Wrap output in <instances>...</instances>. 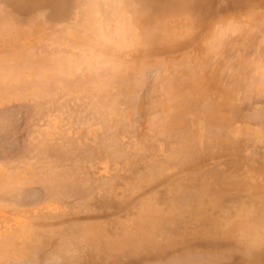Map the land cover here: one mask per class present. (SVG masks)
<instances>
[{"label":"rangeland","instance_id":"obj_1","mask_svg":"<svg viewBox=\"0 0 264 264\" xmlns=\"http://www.w3.org/2000/svg\"><path fill=\"white\" fill-rule=\"evenodd\" d=\"M52 1L54 2L55 0H45L44 2H40L30 7L29 3L31 2V0H0V7L2 6V8H4L5 11H8V13H10L11 17H16L17 20L20 21L19 24L23 25L18 27L20 29L22 28V30L18 29L17 26H16L17 28L16 30L14 29L15 27L13 29H10L11 32L6 33L8 37L6 36L4 31L2 32V34L0 32V34L3 36V37L0 36L1 58L5 56L3 59L7 58L6 62L8 61L10 62L11 60L12 62L14 61L12 63L14 65H17V63L21 65L22 63L23 65L21 66H28V67L31 61L32 63H34V65L31 63L32 65L29 68H32V70H36V68H39L38 66L41 64L39 61L42 60L45 64H47L45 62L46 59L49 60L48 59L49 57H53L55 55L60 56L59 53L63 51V49H65L66 51L68 46L69 47L66 53L64 52L65 55L62 52L60 54H62V57L63 55L64 57H66L67 56L66 54H68L67 52H69L67 56L69 57L71 50H74L77 44L80 47L79 45L80 41H82L80 42V44L81 45L85 44V46L86 44H88V42L91 43L88 44V46L91 45L90 47H92V49L95 48L96 51L94 52L97 51L101 52V54L99 53L100 54L99 57H101L102 53L106 54L105 51H107L108 55L111 54L109 53L108 50L110 49L109 45H111V41L109 45H105V44L103 45V43H101L98 36H94L93 34H90L93 35V37L92 36L88 37V33H87L88 30L85 32L86 28L85 29L83 28L84 29L83 30L81 27L80 22L83 19V18L81 19V17H83L81 15L82 12L81 8L84 5H87L89 3V0H60L62 6H67L65 15L63 14L58 15L56 14L57 12H54L55 10L53 9L55 7V4ZM97 1L98 3H100L99 5V8H101L100 10L102 9L106 10L104 9L106 7L102 6L104 4V1L103 0H100V2L99 0ZM110 1H112L111 2L113 3L112 6H114L117 11L123 12V13L121 12L118 13L119 15L117 16H120L122 14L120 17L123 18L125 16V15L123 16V14L126 15L128 14V16H125L124 18L129 17V19L133 20V23L136 26V29L138 30L136 32L137 37H139L138 39H141L138 42L132 41L131 45H128L131 48H127V46L126 47L124 46V48L127 49L126 50L122 49L123 50L122 52H120L121 49L117 51V47L119 45L117 47L116 45L114 47L111 45L112 49L110 50L113 51V52L111 51L113 54H111L110 57L108 56L107 57L110 59L111 62H112L111 56L112 59L114 56V59L117 62L119 59L120 60L123 59L125 62L123 66L124 68H121L123 64L121 65V67L119 66L123 60L119 61L120 63L118 62L119 65L117 66L116 65L117 63L113 59V61L116 64L114 62L112 63L110 62V63L112 64L111 66H113V64L116 65L115 66L116 68L114 69L113 67L114 70H111L112 67L109 69L107 67L108 66L107 64L104 65L105 62L107 63V61H105L107 58H105L104 56L105 58L104 60L102 59L103 57L102 56L101 59L99 58L98 59L104 60V62L102 61L103 63H100V67H99L100 69L98 68L99 71H97V69L92 71L94 72L92 73V75L93 74L95 75V76L93 75V77H91V73H90L91 71L89 72V70L86 69H84L83 71L73 70L75 71L74 73H76V75L77 72L78 74L80 73L82 74L86 70V72L83 73L86 76H84L83 74L77 75V77L79 78H76V75L75 77H73L72 76L73 73L67 70L65 71L67 74L65 72H62V75L64 73L63 77L66 74L65 76L66 78L64 77L58 80L57 77L59 78L61 76V73L59 72L60 74L58 75H56L57 73H54L56 76L55 79L58 80L56 85L60 84L61 88L62 89L64 88L63 89L64 91H62L60 87L59 88L61 90L57 89L58 86L54 87V84L56 82H52L53 80L51 81L52 77H50V75L54 76L53 74H51L53 73V71L51 70L52 66H50L51 64H48L49 67H47L48 65L44 66V63H42L43 66L42 69L44 67H47L44 68L43 71H41L42 74H44V71L46 69L45 77L50 78V80L47 78H46L47 81L45 80L47 84L45 83L46 86H44L46 87L45 88L46 90L43 89L45 90L44 94L46 93L44 95L43 90L33 91L32 89L35 88V86L36 89H38L37 85L41 86V83L37 84L35 80H30L28 85L27 81L21 79V77L24 76V73H25L24 78L27 77L26 74H28L32 78L34 74L31 70L28 72V69H25L26 71L23 70L24 71L23 74L21 73L20 70L19 73L21 75L20 77L19 74L16 72L8 73L7 70L9 68H6L8 66L7 63H4L2 65L3 73L5 74V75L3 74V76L7 78L10 75L8 81L11 82L7 83L8 85L5 82L4 83L0 82L1 84L0 86L2 88L8 89L7 87L11 85L10 86L11 88L8 89L9 92L5 90L6 92L3 93L4 89H1L0 87L1 90L0 94L2 95L6 94L4 95V98L6 100H4L3 97H0V120H2V125L4 124V126L0 127L3 129V130L0 129L1 132L0 133V179L2 178V182L6 179L5 176L7 175L5 174L7 171L6 169H8V167L12 169L13 173L17 172L19 175L21 176L23 175V177H26V179L29 177L30 178L34 177V174L40 172V168L36 164L38 163L37 162L38 159H40L38 160L40 161L38 164L42 165V163L44 162L43 163L44 165L42 166L45 167L46 165V167L44 168L45 171L49 170L47 169V165L49 166V164L52 167H54V169H57L59 167L58 168L59 170H61L63 166L61 171L67 173L66 177H68V181L70 182L77 180L76 177L80 180H85L86 178H87L86 180H90L88 179V176L89 178H91V180L106 177L108 174H112V172L110 171L113 169V166L116 164L115 165L116 170H114V172L116 173V178L118 177L119 178L116 181H114L115 187L112 188L116 189V192H118V198H117L118 200L114 201L111 204H108L109 206H107L106 204L110 202L107 200L106 197V194L108 192V187L105 189L101 187H94L90 198H84V197L81 199L78 198V202H77L79 204L78 207H75L76 205L75 203H71L68 201L65 202V204L67 205H61V203L57 202L58 206H60V208L62 207L61 210L63 212V214L61 215L60 214L61 210H60L58 212L60 216L57 218H54L52 216L59 214L51 215L50 211L52 210H49L53 208L54 205H57V203L56 204L50 203L51 205L50 208L49 209L46 208L48 207L46 206V204L48 202H52L50 201V198L48 200V197L47 198L43 197L42 199L44 200L38 198V200H41L39 202L36 199L31 202L29 201L31 204L27 203L25 205L24 204L17 205V207L15 208L21 209L22 212L20 213L15 211L14 206L11 212H8L7 210H3L0 208V252H2L3 250L6 251V249H8L13 253L14 252L20 253L21 249L24 250L26 246L30 247L28 252L26 253L29 255V257L23 254L22 257H19L16 254L15 256L10 255L5 257L4 261H0V264H7V263L9 264L10 262L13 264L14 262H16L15 264H18L17 263L18 261L19 264H28V263L47 264L48 260L54 261L53 263L52 261H50L52 264H119V263L120 264H160V263L165 264L169 259H172L173 257L174 258L183 257L188 252H192L195 254L203 253L204 255H206V257L209 260L207 261V259L204 257L205 261L203 262L200 261L199 264L201 263L264 264V244H263L264 222L260 223V219H263L264 221V144H263L264 143V135H263L264 108H262L264 107V94L260 95L261 97L256 96L257 93L264 92V91L261 92V90H264L263 89L264 81L260 79L262 80L260 84L262 85V87L259 84H257L259 86L254 85V88L255 87L262 88V89L258 88L259 90L256 89L257 93L254 91L255 89L253 90L251 88L254 91L253 94V91L251 93L249 92L251 91L250 88L248 89L246 88L248 80L246 81V79L244 78L245 76L244 74H242L243 78L241 77L242 78L241 80L243 84H245L244 83L245 80L246 82L245 88L244 86L243 88L242 86H240L241 83L240 85L237 83L240 81L239 75L241 76V74L238 73L239 75L237 76L239 78L238 79L239 81H237V77L234 74L235 72L231 71L232 74H234L233 75L234 79H236L237 82L233 80V77L232 78L229 77V75L231 76L230 74L231 68L237 69L240 66V68L238 69H241L242 67L244 66L246 67L247 65L245 62L243 66H241L242 64L241 62H244L243 60L240 59L243 53L242 50L244 51L243 55H245L242 56V59L246 57L250 59V56L252 58H255L254 55L252 56V53H254L255 52L254 50H256L254 49L255 46H257L258 49H260V46H258L260 42L258 41V39L257 40L256 39L254 40L252 38L248 39L249 38L247 36L248 34L246 33L247 34L246 35L244 34L245 33L244 32L242 34L244 35L243 37L245 41L248 42V44L250 43L251 44L247 45L246 42L243 40V37H241L242 34L240 33L238 36L237 33L238 39H235L236 35L234 37L233 34L232 37L233 40H231V44L233 45H231L229 41L231 39V35L225 36L226 38L223 37V40L225 41L228 40L226 43L228 44L229 42L230 45L229 44L226 45V43L224 42V45H226L224 51L226 52L228 51V52L227 53L224 52L225 55L223 54L222 56L221 54L223 53V50L220 51L222 49L221 46H223V45L220 46L222 39L221 40L218 39L217 42L219 43L216 42L215 43L216 46L213 45L209 46L208 44L209 40H211L210 39L211 36L213 35V31L217 27V25L219 26L221 24L229 23V21L231 20L238 21V18L240 16L239 14L242 15V13H245L247 10H249L250 6L253 5H258V7L264 6V0H173L174 2H178L181 4L185 2L189 7L183 10L180 7L176 6L173 7L172 10L167 12L162 10L156 11V13L158 12V17L156 16V19L158 21L156 24L157 25L156 31L154 32V37L152 40L146 37V35L142 31L144 30L145 27H148L147 25L149 22L146 19V14L142 12L143 7L141 6V3L151 4V2H153L154 0H140L141 1L140 3L138 2V0H114V1L110 0ZM140 7L142 9H140ZM22 21L25 24L26 23L27 24L26 25L23 24ZM1 22L2 19L0 20V24ZM23 27L24 28L26 27V29L23 30ZM263 27H260L261 31ZM81 29L83 31H81ZM12 30L13 32L15 31L14 34H10L13 33ZM25 30L29 32H26ZM16 31L19 32L16 33ZM23 31H25L26 34L25 32L23 33ZM83 32H85L86 34ZM262 32H264V30ZM67 37L71 39L69 40V38ZM96 37H98L97 40L99 39L98 42L96 41ZM245 37H247V39ZM40 38L42 41H40ZM63 38H64V42H66L64 44L63 42L61 43V41H59L60 39L63 41ZM218 38H220V36ZM65 39H68L67 41H69L70 43L72 41V44L70 45L69 43H67ZM251 39L252 41H250ZM239 41H240V45L238 44ZM257 41L259 43L258 44L256 43L257 45L255 46L253 43L254 46L253 47L252 42H257ZM43 42L44 44H42ZM57 42L62 44L63 47L62 45L58 47L59 43ZM234 42L237 47L234 45ZM40 43L41 45H37ZM32 45L35 46L34 48H37L34 51L37 54L35 53L33 54V52H31L33 56L30 57L29 60H26L24 59L26 57L25 55L31 50L32 51L34 50L32 48L33 47ZM50 45L54 49H52ZM46 46L47 48H44ZM48 46H50L51 48V50L49 49V53L48 50H45L48 49ZM70 46H72L71 50H69ZM78 46L76 47V49L79 48ZM85 46L83 47L81 46V48L83 49L85 48V50L80 48L78 49L77 54L79 53V50L80 51L82 50V52H80L79 54L83 53V55H85L86 52L91 51L90 47L88 49V47ZM103 46L105 47L104 48L105 50L104 49L102 50ZM238 46H240L241 49H239ZM245 46H248L247 51L249 50L250 46H252L253 52L252 49L246 52V49H243L246 48ZM106 47H108V49H106ZM57 48H61L62 50ZM118 48H121V46H119ZM40 49L42 50L40 51ZM100 49L102 51H100ZM216 49L217 51H215ZM218 49L221 54L218 52ZM232 49L233 52H236L237 50L238 53L237 52L233 53ZM11 50L12 51L14 50L13 53L17 54V56L13 57V59L12 56L15 55H13ZM52 50H55L54 51L55 53L58 50L59 51V53L57 52L58 55L57 53L54 54ZM42 51H46V53H48V54L44 53L46 54L45 55L46 59L44 55H42V57L41 55L38 56L40 53L43 54ZM229 51H231V53ZM6 52L8 53L6 54ZM50 52L51 54L53 53V56L49 55ZM20 54L21 55L23 54L24 58L23 56L20 57L21 56ZM87 54L90 55V57L88 58H91V60L93 59V62L95 61L94 57L95 56L98 57L96 53H94L95 55H93L92 52H88ZM246 54L250 56H246ZM47 55L49 56L47 57ZM231 55L232 56L235 55L234 56V58L236 59L235 61L233 60V57ZM256 55L259 56L260 53H256ZM261 55L259 57H256L257 59L253 60V61L256 60L254 63H259L258 66H263L260 63L261 62L260 60L262 59V58L260 59ZM70 56L74 57L72 55ZM116 56L117 58L119 57L118 60ZM224 58H226V60ZM248 58L244 60L247 61ZM221 59L226 61V63L227 61L228 62L232 61V63L229 62L230 64L229 63L226 64L225 62H222ZM15 60L17 61L15 62ZM99 60L97 61L100 62ZM26 61H28V63H26ZM97 61L94 62V64L95 63L97 64L98 63ZM233 62H236L237 64ZM221 63H223L222 64L223 66L222 65L220 66ZM101 64L104 66L107 65L106 67L109 69V71L111 70L115 72L118 69L115 73L114 72L112 73H114L115 75H120L124 79L121 80L120 87L118 85L119 84L118 82H114L117 81L119 78L116 77L113 78L112 80L108 79L109 81H111L110 83L111 85L105 84V86L106 85L108 86L106 87L103 86L105 89L104 93H106L103 95V97L105 95L106 96L100 100V97L102 96L101 95L102 91L99 90L103 89L102 85L104 84H102L103 79L99 78L100 76L98 75L99 73H101V71L102 73L104 71L108 72L107 68H104V66H103L104 69L102 68L101 70ZM20 65H18V67L17 66L15 67L19 68ZM217 65L219 66V68L222 67V69L221 68L218 69ZM227 65L232 67L229 68V70H225L226 67H227L226 69H228ZM255 65L256 64H254V66ZM233 66L236 68H234ZM254 66L252 67L254 68V70L252 68L248 69L249 67L247 68L244 67L245 70L242 69L241 71L243 70L246 71L247 77H248V73L249 72L251 73V71H253L252 73H256V71L259 70H260L259 72H261V69L262 71H264L263 70L264 68L258 67L257 65L255 67ZM120 68L123 70H121ZM255 68L259 70H256ZM48 69H50L51 72ZM217 69L219 70L218 72L224 69L223 74L225 77L227 75V78L225 79L222 73L217 74L216 73ZM238 69L236 72H238ZM225 71H227L226 75L224 73ZM87 72H89L90 74L89 77H87L88 75ZM259 72H257L256 75L254 74L255 78L257 77V79L258 76L260 75ZM156 73L158 80H154L155 78L157 79V77L155 76ZM68 75H71L70 78ZM250 75L252 76V74ZM14 76L20 78L19 82L21 80L23 81H21L20 83L17 82ZM82 76L85 79H83ZM107 76L104 74V77ZM90 77L93 78L92 79L93 82L96 79V77L98 79V82L99 79H101L102 82L101 81L99 82L101 87L99 85L100 89H98V91L101 94H97L99 92H97L96 90L98 88V86H96L98 83L96 82H94L96 84H93L92 82L93 84L92 85L91 81H89L90 83L89 87L91 88L95 87L96 89L94 88V90L93 89L90 90L89 88L88 91L87 90L88 86L87 88H85L86 86L85 87L83 86L86 82H88L89 79H91ZM228 77L231 79V82L229 81ZM249 78L253 79V77L250 76ZM64 79L66 80L64 81ZM72 79H74L75 81ZM80 79L82 80V82ZM257 79L256 82L258 81ZM223 80L226 81L224 82ZM109 81H107V83ZM134 81L139 82L138 83V85L140 84L139 86L137 85V83L135 85L140 88H137L136 86H135L136 88L133 87L135 83ZM12 82L15 83L13 84L14 86L10 84ZM16 82L19 84L23 83V85L20 86L21 88L22 86L23 88H25L24 91L26 90L25 91L26 93L23 92V94L26 95L25 98L24 97L22 98V92L20 93V91L23 90V88L21 89L19 87V84L17 86L18 88L15 87ZM233 82L237 84L236 87L237 90H234L235 84L233 86ZM252 82H254V80H251V83L250 84L248 83L247 87H250L249 85H252L253 84ZM69 83L70 85H72V83L73 85L76 83L77 87L76 86L73 87V85L70 86ZM79 83H84V84L79 86L78 85ZM170 83H172L171 84L172 87L170 86ZM4 84L5 86H3ZM26 84L28 85L27 88L25 87ZM43 84L44 83H42V85ZM51 84H53V87L55 88L52 91H51L52 89ZM12 86L14 88H12ZM66 86L69 89L71 88L69 90L71 92L70 94L68 93L69 91H67L68 89L67 90L65 89ZM82 86L88 92L94 91L96 93L97 96L95 99L99 98V100H97L99 101L97 104L94 102L95 99H93V95H92L93 100H91L88 97L89 96L88 92L87 94L84 90L80 91L83 89ZM160 86L161 88H163V89L160 88L161 91H159ZM174 86L178 87L176 89L180 92V94L182 93L183 95H188V98H190L189 101L197 99V101H192L190 103L188 102V105H186V109L183 112L171 111L170 109L167 108V104H169V98H171L170 91L174 90ZM239 87H241L242 90L240 89L238 90ZM11 89H13L14 91L16 89L17 93H12L13 90ZM18 89H19V93H18ZM39 89L41 90V87H39ZM31 90L33 91V93L31 92ZM48 90L52 95L46 97V95L49 94ZM58 90L62 91L60 92L61 94L58 92ZM56 91L58 92L56 93L57 95L55 94ZM240 91L241 92L247 91V93L249 94L246 95L247 93L244 92L241 94ZM41 93L42 95L40 96ZM135 93H137L136 96ZM13 94H17V95L14 96ZM53 95L55 96V98L52 97ZM114 95L117 97L115 98ZM243 95L246 99L243 97ZM6 96H9V98L8 97L6 98ZM132 96L134 99H132ZM90 98H91V93H90ZM242 98H244L247 101L246 102L247 104L243 102L244 99ZM53 99H55L54 103H52ZM151 99L152 100L155 99V100L151 101ZM89 100L94 102V105H91L93 103H91ZM104 100L105 103L103 102ZM109 100H111L112 102ZM26 101L29 102L27 103ZM106 101H109V103ZM202 101H206V102L202 103ZM4 102L6 104H4ZM55 102L57 104H55ZM113 102L114 103L118 102V103L114 104ZM99 103H102L103 105ZM112 104L114 106H112ZM154 104H158V105H154ZM95 106L98 108H96ZM100 108H102V110ZM259 108L261 109L260 112L263 114L262 115L263 120L259 119L260 120L259 121L258 118L255 121L250 120L256 118L255 113L259 111L257 110ZM250 110L251 111L253 110L252 112L254 113V115L252 112H250ZM244 113L248 115L245 116ZM155 114L156 116H159V118L164 119L162 123L163 125H160L161 121L158 122L157 125L158 130H155V127L151 122L152 119L150 118L153 117L152 115ZM213 114L215 115V117L212 118L213 120H210L209 122V117L210 115ZM231 114L232 115L235 114L234 115L235 118L234 116H232L233 117L232 118ZM30 115L32 118L29 119ZM101 115L102 117L103 116L105 117V118L103 117L105 121L101 117ZM252 115L254 117H249L250 119L248 118L247 120V116H252ZM106 116L108 117V119ZM156 116H154V118ZM236 117L238 118L241 117L242 119L241 118L237 119ZM243 118L245 119V121H243L244 120ZM12 120L16 123H14ZM218 120L221 121L218 122ZM107 123L111 125L109 124L107 125ZM114 123H116L117 125ZM214 123L216 124L219 123L218 124L219 128L221 129V131L223 130L224 133L223 132L222 133L223 135L224 134L225 135L218 136V134L216 133L217 139L219 138L220 140H223L222 141L223 144L217 143V145L213 144L211 146V145H207L206 141H208L211 138H215L214 135L212 136V133L214 131L216 132L217 130H212V132L211 130H208L209 132H207L206 130L207 128L205 126L208 127V124H214ZM113 125L115 126L116 129L111 127ZM125 125L127 127H125ZM37 131H39L38 134ZM160 132L161 133L163 132L162 134L165 133L163 136L164 138L163 137L158 138L159 137L158 134ZM114 134L116 137L114 136V139L112 141H109L111 139H108V135L110 138H113L112 135ZM167 134H170L168 135L169 138ZM159 135L162 136L161 134ZM237 136L242 140L239 141L237 140L238 138H234ZM248 136L253 139L248 138ZM230 137L231 138L233 137L234 140L236 141H233V138L232 140L231 139L229 140ZM37 138L45 139V142L47 141L48 144L45 145L42 139H40L39 141V139ZM167 139L169 141H167ZM192 139L194 141L196 139V141L200 142L199 145H197L198 147L195 146L193 142H191ZM95 140H97V142H95ZM246 140H247V144L244 143L246 142ZM248 141L251 142L248 143ZM115 142H118L121 146L124 145V147L126 148L125 150L126 152H128L130 157L123 158L124 153L122 152H124V150L121 149L122 152H120L118 149L117 152L116 151L117 147L115 149L116 146ZM235 142L238 143V145L240 146H236L237 144ZM241 142L244 144H240ZM2 143L4 145V150L1 149ZM37 143L41 144L40 145L41 148L39 147L40 149L39 151H41V153H39L37 148H35L38 147ZM228 143L231 144L229 145ZM34 144H36L37 146ZM94 144L97 147H95ZM111 144L113 145L111 146ZM33 145L34 147L32 148ZM55 145L58 147H56ZM233 145L234 148L232 147ZM47 146H51L55 148H47ZM43 147L45 149H43ZM238 148H240V150ZM34 149L35 152L38 151L37 153L39 154L35 153ZM192 151H196V155H198L199 158L192 159V157H189ZM91 152H92V156L90 155ZM254 152L258 156V160ZM253 154H254V158L252 157ZM258 154H260L261 156ZM113 155L114 158L116 159L120 158V159L114 160L112 158ZM183 155L189 157L187 159L188 161L185 162L182 167L173 166L172 171L169 174V179L157 178L156 180L153 181L149 180L147 182H144L142 187L138 188L136 192H128L129 190L128 188L136 189L135 185L140 184V180L143 181L146 179L145 177L147 175V172H150L151 170L155 171L156 169L155 167L159 159L165 160L169 156L174 158L184 157ZM53 158L54 159L56 158L55 160L57 161H54ZM62 158L64 160H62ZM65 158H67L66 161ZM41 160L42 161L45 160L47 164L45 163V161L42 162ZM61 161L62 164L60 163ZM74 163L75 164L77 163L76 166ZM32 166L33 167L35 166V168L38 166L37 170L35 168H32ZM51 166H49L48 168H50ZM64 167L66 169L65 171H64ZM106 168H108L107 171ZM137 175H139L138 178ZM81 177L83 178L85 177V178L82 179ZM72 179L74 180L72 181ZM176 179L181 180L183 182V183L181 182L180 186L176 187L177 189L180 188L182 191H186V189H193L194 187L195 188L198 187L200 181L205 182V188L208 187L207 194L201 198L202 203L196 206H192L191 203H186L187 204L186 209L182 210L186 221L184 228H182L177 233L174 232L170 233L171 231L155 233L152 235L151 239H148V241L145 242L143 245L138 244L135 247L132 246L126 249L123 248V252L121 253L120 252L118 253L117 247L108 248L106 246L105 248V247H101L102 244L101 245L98 244L99 242L104 243L106 240V239L101 240L99 237H108L110 239H113L114 242L117 241L118 234H120L124 230L123 224L126 223V221L131 220L135 218L137 215H139V212H141L144 206L149 203V200L154 201L155 198L154 202L162 206L164 211L166 212L168 209H166V206L165 207L163 206L162 201L159 199L157 200L156 197L160 196V198H165L166 201L169 202L166 193L170 190V188L175 187L173 186V184H174V180ZM186 180H190V182H187ZM196 181L198 182V184L195 183ZM236 182L238 183L240 182L239 184L241 185H239L238 183L235 184ZM223 184H225V186L228 184V187L231 184H233L231 185L232 189L230 187L227 189V186L225 189L224 188L225 186ZM25 186H23V188L25 189L26 187L27 189H29V187L30 189L39 188L37 185H29V183L27 184L26 187ZM222 187L224 190H222ZM215 200H218V203H214ZM68 204H72V205L70 206ZM213 204H217V205H213ZM188 207L190 208L187 209ZM248 212L252 215H250ZM16 217H21V219H26L30 224L29 232H27L28 234L26 233L27 236L25 237L24 240L26 242L25 244H27L25 246H22L24 241L20 242L18 240L19 237H15V239H11V235L14 236L16 231L18 230L15 229L14 227V219ZM71 225L72 226L74 225L75 228L78 226L77 232H75L76 229H73L72 231L68 229V227L70 228ZM235 225H238V227H245V228L250 226L249 232L245 234L246 236L247 235L248 236L246 237L238 229H236L235 231L236 233L235 232L231 233L229 230L232 226ZM87 227L93 228L94 232L96 233L95 236L97 237L96 242L98 243H96L95 241L93 243L89 237H86V235H84L85 231L80 233L78 236L76 235L78 232H80L81 230L80 228L84 229ZM249 235L252 236V240L251 238H249L250 237ZM80 236L85 238H82ZM258 238H260V240H258ZM1 241H3L4 243L1 244ZM250 241L255 245V247L254 245H252V243H248ZM253 241H256L257 243L256 242L254 243ZM237 249L238 251L240 249V252H238ZM223 250H225L227 254ZM50 251L52 252L57 251V253H54L55 256L54 255L51 256ZM174 255L177 256L175 257ZM221 255L223 258L221 257ZM226 256L227 258H225Z\"/></svg>","mask_w":264,"mask_h":264},{"label":"bare ground","instance_id":"obj_2","mask_svg":"<svg viewBox=\"0 0 264 264\" xmlns=\"http://www.w3.org/2000/svg\"><path fill=\"white\" fill-rule=\"evenodd\" d=\"M104 1V4L102 5V6H104V7H106V8H104V9H106V10H100L101 8H99V5H100V3H98V1L97 0H93V1H90L89 0V3L87 4V5H84L82 8H81V10H82V12H81V15L83 16V17H81V27H82V29L84 28H86V30H85V32L87 31V33H88V37L89 36H92L93 37V35L94 36H98L99 37V39H100V41H101V43H103V45L105 44V45H109V43H110V41H111V45L114 47L115 45H116V47L119 45V46H121V48H118L117 47V51L119 50V49H121L120 50V52H122L123 50H126L127 48H131L130 46H128V45H131V42L132 41H136V42H138L139 40H141V39H138L139 37H137V29H136V26L134 25V23H133V20H131V19H129V17L128 18H124L125 16H128V14L126 15V14H123V18L122 17H120V16H117V15H119L118 13H123L122 11H117L116 9H115V7L114 6H112V4L113 3H111L112 1H110V0H103ZM114 1V0H113ZM88 2V1H87ZM99 2H100V0H99ZM138 2L140 3L141 1L140 0H138ZM138 3V4H139ZM115 5H116V2H115ZM101 6V7H102ZM141 6L143 7V9L140 7V9H142V12L144 13V14H146V19H147V21L149 22L148 23V27H145L144 28V30H142L143 32H144V34L146 35V37H148V38H150L151 40L153 39V37H154V32L156 31V27H157V19H156V16L158 17V12L156 13V11H159V10H162V11H165V12H167V11H170V10H172L173 9V7H176V6H178V7H180L181 9H183V10H185V9H187L189 6L187 5V3H185V2H183L182 4L181 3H178V2H174L173 0H154L153 2H151V4H144V3H141ZM117 7H118V5H117ZM166 8V9H165ZM0 9H2V6L0 7ZM110 9V10H109ZM117 13V14H116ZM156 13V14H155ZM37 15V14H36ZM240 16H239V18H238V21H229V23H226V24H221V25H217V27L214 29V31H213V35L211 36V40H209V46L210 45H213V46H216V42L218 41V39H222L221 40V43H223V44H221L220 43V46L221 45H223V46H221L222 47V49L220 50V51H222L223 50V53L221 54L220 53V51H219V49H218V52L221 54V56L224 54V52H226V51H224V48H226L225 46L226 45H228L229 44V42H228V44L226 43L228 40H223V37H225V36H230L231 35V39L229 40L230 41V44H231V40H233L232 39V37H233V34H234V37H235V35H236V38L235 39H238L237 38V33H238V36H239V34L241 33H244V34H246L249 38L248 39H250V38H252V39H258V41L260 42V44H258L259 42L257 41V42H252V46H253V43H254V46L255 45H257L258 44V46H260V49H258V47L257 46H255V48L254 49H256V50H254L255 52L254 53H252V56L254 55V57L255 58H252L250 55H247L246 54V56H250V59L248 58V57H246V58H244L245 60L248 58V60L247 61H245L244 59H242V56H245V55H243V53H244V51L242 50V56H241V60H243L244 62H241V61H238V62H241V63H238V64H241V66H243V64L246 62V67L245 68H247V67H249L248 69H251L253 66H254V64H256L257 66H258V64L259 63H254L255 61H253L254 59H257L256 57H259L260 55H261V53H262V55H261V57H260V59H258V60H260L261 62V64L263 65V66H258V67H262V68H264V36H263V34H264V32H262L263 30H264V6H260V7H258V5H253V6H250V8H249V10H247L245 13H242V15L241 14H239ZM38 16V15H37ZM36 16V17H37ZM0 17H1V19H2V22H1V24H0V32H1V34H2V32L4 31L5 32V34L8 32H11V30L10 29H13L14 27V29L16 30L18 27H20L21 25L19 24L20 23V21H18V20H16L15 18H13V17H9L8 15H5L4 14V12L3 11H0ZM35 17V18H36ZM39 17V16H38ZM0 19V20H1ZM78 19V18H77ZM240 20V21H239ZM242 21V22H241ZM29 22H31V21H29ZM22 23L23 24H25L23 21H22ZM27 24V23H26ZM25 24V25H26ZM31 25H32V23H31ZM263 25V26H262ZM16 26H17V28H16ZM23 26V25H22ZM260 27H263L262 28V31H261V29H260ZM18 29H20V28H18ZM24 29H26V27L24 28L23 27V30ZM30 29V28H29ZM81 29V31H83ZM20 30H22V28L20 29ZM19 30V31H20ZM74 30V29H73ZM19 31H16V33L17 32H19ZM26 31V30H25ZM25 31H23V33L25 32ZM12 32H13V30H12ZM15 32V31H14ZM14 32L13 33H10V34H14ZM26 32H29V31H26ZM26 32H25V34H26ZM31 32V31H30ZM85 32H83V33H85ZM92 32V33H91ZM21 33V32H20ZM134 34V35H132V34ZM0 34V36H2ZM19 34V33H18ZM56 34V33H55ZM78 34V33H77ZM86 34V33H85ZM90 34H93V35H90ZM131 34V35H130ZM9 35V34H8ZM17 35V34H16ZM23 35V34H22ZM54 35V34H53ZM62 35V34H61ZM60 35V36H61ZM245 35V36H246ZM6 36H7V34H6ZM19 36V35H18ZM17 36V37H18ZM60 36H58V37H60ZM66 36V35H65ZM85 36V35H84ZM130 36V37H129ZM220 36V38H218ZM244 35L242 34V36L241 37H243ZM3 37V36H2ZM1 37V38H2ZM8 37V36H7ZM21 37H23V36H21ZM42 37V36H41ZM51 37V36H50ZM49 37V38H50ZM53 37H55V36H53ZM52 37V38H53ZM87 37V38H88ZM91 37V38H92ZM98 37H96V41L98 42L99 41V39L97 40V38ZM48 38V39H49ZM57 38V37H56ZM67 38H69V37H67ZM90 38V39H91ZM226 38V37H225ZM246 39H247V37H245ZM8 39V38H7ZM9 39H10V36H9ZM62 39V38H61ZM59 40V41H61V43L63 42V44L64 43H66V42H64V38H63V41L62 40ZM71 38H69V40H70ZM89 39V38H88ZM129 39H131V40H129ZM228 39H229V37H228ZM234 39V40H235ZM241 39V38H240ZM252 39L250 40V41H252ZM6 40V39H5ZM15 40V39H14ZM17 40H18V38H17ZM68 39H65V41H67ZM219 40V41H220ZM243 40L245 41V39H244V37H243ZM253 40V41H254ZM37 41V40H36ZM40 41H42L41 40V38H40ZM39 41V42H40ZM77 41V40H76ZM223 41V42H222ZM238 41V40H237ZM241 41V40H240ZM240 41H239V45H240ZM7 42V41H6ZM74 42V41H73ZM79 42V41H78ZM80 42H82V41H80ZM80 42H79V45H80V47L78 46V44H77V46L79 47L78 49H80L81 48V46L83 47V46H85V44L83 45H81L80 44ZM93 42H95V41H93ZM114 42H116V43H114ZM224 42L226 43V45H224ZM246 42V41H245ZM37 43V42H36ZM35 43V44H36ZM57 43H59V42H57ZM67 43H69L70 45L72 44V41H71V43L69 42V41H67ZM83 43H84V41H83ZM86 43H87V41H86ZM113 43V44H112ZM135 43V42H134ZM217 43H219V42H217ZM232 43H233V41H232ZM243 43V42H242ZM257 43V44H256ZM34 44V45H35ZM42 44H44V42L42 43ZM68 44V45H69ZM88 44H91V43H89L88 42ZM88 44H86V46L88 47V49H89V47L91 46H88ZM136 44V43H135ZM229 44V45H230ZM246 44L247 45H250V44H248V42H246ZM245 44V45H246ZM261 44H262V46H261ZM4 45V44H3ZM7 45H9V44H7ZM34 45H32L31 47L34 49L33 51L31 50L30 52H28L25 56V58H24V56H23V54L20 56V57H22L23 56V58L24 59H26V60H29L30 59V57H32L33 56V54L35 53L34 51L37 49V48H34L35 46ZM37 45H41V43L40 44H37ZM47 45V44H46ZM62 44H60L59 43V45H58V47L59 46H61ZM66 45V44H65ZM97 45V44H96ZM102 45V44H101ZM111 45H109L110 46V49H112L111 48ZM134 45V44H133ZM142 45V44H141ZM218 45V44H217ZM231 45H233V44H231ZM234 45L236 46V44H235V42H234ZM242 45H244V44H242ZM25 46V45H24ZM23 46V47H24ZM45 46V45H44ZM51 46V45H50ZM50 46H48V49H45V50H48V53H49V49L51 50V48L52 49H54L52 46H51V48H50ZM67 46V45H66ZM76 46V47H77ZM85 46V47H86ZM95 46V45H94ZM108 46V47H109ZM124 46L126 47L127 46V48H124ZM206 46H207V44H206ZM252 46H250V48H249V50L248 51H250L251 49H252ZM253 46V47H254ZM19 47V46H18ZM37 47V46H36ZM40 47H43V46H40ZM62 47H63V45H62ZM69 47V46H68ZM68 47H67V49H68ZM71 47L72 46H70V49L69 50H71ZM76 47H75V49H76ZM108 47H106V49H108ZM123 47V48H122ZM228 47V46H227ZM237 47V46H236ZM239 47V49H241L240 48V46H238ZM242 47V46H241ZM246 48H243V49H246V52H248L247 51V47L248 46H245ZM262 47V48H261ZM6 48V47H5ZM28 48H30V47H28ZM44 48H47V46L46 47H44ZM44 48H43V50H44ZM74 48V47H73ZM72 48V49H73ZM91 49V51H88V52H92L93 53V55H95L94 53H96V55H98V57L97 56H95L94 57V62H96L97 60H99V59H101V57H102V59H104L105 60V58H107L105 61H107V63L105 62L104 63V65L105 64H107L106 66L110 69L111 67V70H114L116 67V65L118 66L119 64H118V62L119 61H121V60H123V59H119L118 60V58H117V56H116V58H117V60H118V62L117 61H115V59H114V56H113V59H114V61L117 63H115L114 61H113V59H112V56H111V60H112V62H114L116 65H114L113 64V66H111L112 64V62L110 61V59L108 58V57H110V55L111 54H113L112 52V50H110V49H108L109 50V53H111L110 55H108L107 54V51H105L106 52V54H103L102 53V55H101V57H99V55L101 54V52H98V54H97V52H94V51H96V49L95 48H93L92 49V47H90ZM102 48V47H101ZM105 47L103 46V48H102V50L104 49ZM133 48V47H132ZM215 48V47H214ZM217 48H218V46H217ZM231 48V47H230ZM18 49V48H17ZM27 49V48H26ZM57 49H61V48H57ZM67 49H66V51H67ZM71 50V52H70V55H72V56H74V57H71L70 55H69V57H67L68 56V54H69V52H67L68 54H66L67 56L66 57H64V55H65V53H66V51H65V49H63V51H61L62 53H64V55H63V57H62V54H60L59 53V51L57 50V52L59 53V55L60 56H53V53L51 54V52H50V54L49 55H52L53 57H49L48 59L50 60H47L46 59V57H45V55L46 54H48V53H46V51H42L43 52V54H41L40 52V54L38 55V56H40L41 55V57H42V55H44V57H45V59H46V63L47 64H45L42 60V62L41 61H39L40 63V65L38 66L39 68H36V70H32V68H29L32 64L34 65V63H32L31 61H30V65H29V67L28 66H21V65H23L22 63H21V65L20 64H18L17 63V65H14V64H12L13 62L10 60V62L8 61V62H6V60H7V58H5V59H3V58H1L0 57V82L2 83H9V82H11V81H8L9 79V76L6 78V77H4L3 76V64L4 63H7V67L6 68H9L7 71H8V73H20V70H21V73L23 74L24 73V71L23 70H25V69H28V72L31 70L32 72H33V77L31 78L28 74H26V76L27 77H25L24 78V76H25V73H24V76L23 77H21V75L19 74V76L21 77V79H23V80H25V81H27V83H28V85H29V81L30 80H35L36 81V83L37 84H40L41 83V86H38L37 85V87H38V89H36V86H35V88H32L33 89V91H42L43 89H45L46 87H44V86H46L45 85V80H46V78L47 79H49L50 80V78L49 77H45L46 75H45V71H46V69H45V71H44V74H42V72L41 71H43L44 70V68H47V67H49V65L48 64H51L50 66H52V71H53V73H51V74H53L54 76H52V75H50V77H52L51 78V81L52 82H56L55 84H54V87H57L58 86V88L57 89H60L61 88V85L60 84H58V85H56L57 84V82H58V80L60 79V78H64L65 76H66V72L65 71H69V72H72L73 74H72V76L73 77H75V75H76V73H74L75 71H83L84 69H86V70H89V72L91 73V77H93V75H92V73H94V72H92V71H94L95 69H97V71H99L98 70V68L100 67V63H103L104 62V60H99L100 62H98L97 64L95 63L94 64V62H93V59L91 60V58H88V57H90V53L89 54H87L88 52H86V54H87V56H86V54L85 55H83V53L82 54H79L80 52H82V50L80 51L79 50V55L77 54V51H78V49H76V50ZM81 49H83V48H81ZM95 49V50H94ZM123 49V50H122ZM257 49H258V51H257ZM25 50V49H24ZM42 49H40V51H41ZM83 50H85V48L83 49ZM101 49H100V51H102ZM105 50V49H104ZM113 50H114V48H113ZM225 50H227V49H225ZM7 51V50H6ZM12 51V50H11ZM10 51V52H11ZM14 51V50H13ZM13 51H12V53H13ZM16 51H18V50H16ZM38 51H39V49H38ZM37 51V52H38ZM53 52L55 51V50H52ZM73 51H75V52H73ZM112 51V52H111ZM116 51V52H117ZM129 51V50H128ZM215 51H217V49L215 50ZM240 51V50H239ZM261 51V52H260ZM9 52V51H8ZM8 52H6V54L8 53ZM27 52V51H26ZM31 52H33V54L31 53ZM56 52V53H57ZM83 52H85V51H83ZM104 52V53H105ZM126 52V51H125ZM228 52V51H227ZM226 52V53H227ZM230 53H231V51H229ZM232 52H233V49H232ZM236 52H237V50H236ZM236 52H233V53H236ZM245 52V53H246ZM252 52H253V49H252ZM1 53V52H0ZM16 53V52H15ZM19 53V52H18ZM23 53H24V51H23ZM44 53H46V54H44ZM55 52H54V54H56ZM58 53H57V55H58ZM100 53V54H99ZM238 53V52H237ZM240 53V52H239ZM250 53V52H249ZM248 53V54H249ZM256 53H260V55L258 56V55H256ZM5 54V53H4ZM10 54V53H9ZM35 54H37V53H35ZM74 54V55H73ZM77 54V55H76ZM251 54V53H250ZM1 55H3V54H1ZM11 55V54H10ZM13 55H15V56H12V59H13V57H16L17 56V54H14L13 53ZM49 55H47V57L49 56ZM89 55V56H88ZM92 55V54H91ZM219 55V54H218ZM225 55V54H224ZM237 55H239V54H237ZM104 56H105V58H104ZM108 56V57H107ZM220 56V57H221ZM232 56V55H231ZM230 56V57H231ZM234 56L235 55H233L232 57H233V60L235 61L236 59L234 58ZM8 57V56H7ZM34 57H35V55H34ZM41 57H38V58H41ZM92 57V56H91ZM96 57H97V60H96ZM215 57V56H214ZM231 57V58H232ZM238 57H236V58H238ZM9 58V57H8ZM37 58V59H38ZM99 58V59H98ZM19 59V58H18ZM44 59V60H45ZM225 60H226V58H224ZM9 60V59H8ZM20 60V59H19ZM40 60V59H39ZM109 60V61H108ZM222 60V62H225L226 63V61H224L223 59H221ZM227 60H229V59H227ZM239 60V59H238ZM17 60H15V62H16ZM21 61V60H20ZM24 61V60H23ZM103 61V62H102ZM19 62V61H18ZM37 62H38V60H37ZM37 62H36V64H37ZM109 62V63H108ZM111 62V63H110ZM230 63H232V61H229ZM228 61H227V63H229ZM24 63V62H23ZM26 63H28V61H26ZM32 63V64H31ZM42 63H44V66H46V65H48L47 67H44L43 69H42ZM120 63V62H119ZM124 60L121 62V64L119 65L120 67H121V65H122V67L121 68H124L123 66H124ZM226 63V64H227ZM229 63V64H230ZM233 63H236V62H233ZM223 63H221L220 64V66L222 65ZM225 64V65H226ZM237 64V63H236ZM235 64V65H236ZM260 64V65H261ZM18 65H20L19 66V68H16L15 66H17L18 67ZM104 65H102L101 64V70H102V68H103V66ZM110 65V66H109ZM255 65V66H256ZM106 66H104V68H107ZM218 66V65H217ZM223 66V65H222ZM228 66V69H226L225 67H223V68H225V70H229V68H231L229 65H227ZM254 66V67H255ZM5 67V66H4ZM113 67H114V69H113ZM234 67V66H233ZM244 67H242L241 69H238V68H240V66L237 68L238 69V72H236L237 71V69H230V72L231 71H233V72H235L234 74L236 75V77H237V81H239V82H237L236 81V79H234V77H233V75L234 74H232V72L230 73L231 74V76L229 75V77L230 78H232L233 77V80L234 81H236L239 85H240V83H241V85L240 86H242V88H243V86H244V88H245V86H246V82H245V80H244V83L245 84H243V82H242V74H244L245 76H244V78L246 79V81H247V86H248V83L250 84L251 83V80H254V82H255V84H254V82H252L253 84L252 85H249L250 87H247L246 86V88L248 89V88H252L255 92H256V89L257 90H259L258 88H261L262 87V85H260L261 84V81L263 80L264 81V71H262V69H261V72H259L260 70L259 69H257V68H255L256 70H259V71H256V73L257 72H259V76H261V77H259L258 76V79H257V77L255 78V75H256V73H252L253 71H251V73L250 74H252V76L248 73V71H247V73H248V77L246 76L247 74H246V71H244L245 70V68ZM103 68V69H104ZM107 68V70H108V72L107 71H104L103 73H102V71H101V73H99V75L98 76H100L99 78H101V79H103V82L101 81V79H99V82L101 81L102 82V84H104V85H102V87L103 86H105V84H110L111 83V81H109L108 79H113V78H119L117 81H114V82H118L119 84V87H120V84H121V80L122 79H124L123 77H121L120 75H115L114 73L118 70H116L115 72L114 71H109V69ZM120 68V69H121ZM221 69H222V67H220ZM219 68V66H218V69H220ZM234 68H236V67H234ZM100 69V68H99ZM191 69V68H190ZM217 69V71H216V73L218 74V73H222L223 74V71H224V69L222 70V71H220V72H218L219 70ZM242 69H244L243 71H241ZM253 70H254V68H252ZM49 71H50V69H48ZM73 70H75V71H73ZM86 70H85V72H86ZM121 70H123V69H121ZM264 70V69H263ZM26 71V70H25ZM241 73H240V72ZM51 72V71H50ZM61 73V76L58 78L57 77V79L58 80H56L55 79V74L54 73H57L56 75H58V74H60ZM62 72H65L66 74H65V76L63 77V75H64V73H63V75H62ZM85 72H83V73H85ZM89 72H87L88 73V75H87V77H89ZM96 72V71H95ZM109 73V74H107V73ZM112 72H114V73H112ZM156 72V71H155ZM226 72L227 71H225L224 73H225V75H226ZM243 72H245V73H243ZM80 73V72H79ZM82 73V74H83ZM237 73V74H236ZM241 74V76L239 75V74ZM7 74V73H6ZM17 74V75H18ZM70 74V73H69ZM81 74V73H80ZM80 74H78V72H77V75H80ZM81 74V75H82ZM98 74V73H97ZM96 74V75H97ZM104 74L107 76V77H104ZM113 76H112V75ZM141 74H143V73H141ZM255 74V75H254ZM5 75V74H4ZM14 75H16V74H14ZM77 75H76V78H79V77H77ZM84 75V74H83ZM103 77H102V76ZM144 75H146V74H144ZM144 75H142V76H144ZM157 75V73L155 74V76ZM237 75H239V78H238V76ZM34 76H35V78H34ZM69 76V78H70V76L71 75H68ZM84 76H86V75H84ZM95 76V75H94ZM111 76V77H110ZM249 76L250 77H253V79H251V78H249ZM83 77V76H82ZM90 77V78H91ZM138 77V76H137ZM140 77V76H139ZM157 77V76H156ZM223 77H225L224 76V74H223ZM228 77V78H229ZM235 77V78H236ZM242 77V78H241ZM14 78L17 80V82H19V80H20V78H18L17 76H14ZM26 78H27V80H26ZM66 78V77H65ZM75 78V79H76ZM155 78V77H154ZM153 78V79H154ZM227 78V75H226V77H225V79ZM229 78V81L231 82V79ZM248 78V79H247ZM15 79H13V80H15ZM83 79H85L84 77H83ZM93 78H91V79H87L88 80V82H86L85 84L84 83H79L78 85L79 86H81L82 84H84L83 86L85 87V88H87V86H88V91H89V88H90V90H94V88H91V87H89V85H90V83H89V81H91V84H92V82H93V80H92ZM105 79V80H104ZM134 79V78H133ZM137 79V78H136ZM143 79V78H142ZM142 79H140V80H142ZM147 79V78H146ZM224 79V78H223ZM239 79V80H238ZM249 79H250V82H249ZM256 79L259 81V83H258V81L256 82ZM260 79H262V80H260ZM23 80H21V81H23ZM44 80V81H43ZM49 80H48V82H49ZM66 79H64V81H65ZM72 80H74V79H72ZM77 80V79H76ZM81 80V79H80ZM96 80V81H95ZM94 80V82H96V83H98L96 86H98V88L96 89L97 90V92H99V91H102V94L99 92V93H97V94H101L102 96L100 97V100L102 99V98H104L103 97V95L104 94H106V93H104L105 92V89H104V87H103V89L101 90L100 88H99V82H98V79H97V77H96V79ZM115 80V79H114ZM145 80V79H144ZM154 80H158V77H157V79L155 78ZM228 80V79H227ZM232 80V81H233ZM20 81V82H21ZM47 81V80H46ZM70 81V80H69ZM75 81V80H74ZM84 81H86V80H84ZM107 81H109L108 83H107ZM137 81V80H136ZM136 81H134L133 83H134V86L133 87H135L136 85V83H137V85H138V83L139 82H136ZM146 81V80H145ZM224 82L226 81V80H223ZM223 81H221V82H223ZM229 81H227V82H229ZM16 82V86L15 87H17L18 86V84L20 83H17ZM81 82H82V80H81ZM93 82V84H96V83H94ZM106 82V83H105ZM25 83V82H24ZM30 83H32V82H30ZM42 83H44L43 85H42ZM51 83V82H50ZM74 83V82H73ZM73 83H72V85H73ZM10 84H15V83H10ZM47 84V83H46ZM88 84V85H87ZM92 84V85H93ZM113 84V83H112ZM172 83H170V86L172 87V85H171ZM224 84V83H223ZM222 84V85H223ZM234 84H235V82H233V86H234ZM257 84H259L261 87H255L254 88V85H256V86H259V85H257ZM263 84H264V82H263ZM1 85V84H0ZM8 85V84H7ZM6 85V86H7ZM20 85H23V83L22 84H19V87L21 88V86ZM27 84L25 85V87L27 88V86H28ZM33 85V84H32ZM34 85H35V83H34ZM50 85V84H49ZM69 85H70V83H69ZM72 85H70V86H72ZM111 85V84H110ZM109 85V86H110ZM140 85V84H139ZM138 85V86H139ZM225 85V84H224ZM3 86H5V84L3 85ZM11 86V85H10ZM7 87L8 89L9 88H11V87ZM14 86V85H13ZM12 86V88H14ZM43 86V87H42ZM51 91L53 90V89H55L54 87H53V84H51ZM74 86H76L77 87V85H76V83L73 85V87ZM82 86V90H80V91H85L86 93L88 92L86 89H84V87ZM106 86H108V85H106ZM105 86V87H106ZM117 86V85H116ZM1 87V86H0ZM34 87V86H33ZM39 87H41V90L39 89ZM48 87V86H47ZM60 87V88H59ZM64 87H65V84H64ZM100 87H101V85H100ZM126 87V86H125ZM137 87V86H136ZM135 87V88H136ZM143 87V86H142ZM142 87H141V89H142ZM145 87V86H144ZM229 87V86H228ZM231 87H232V84H231ZM236 87H237V84H235V89L234 90H237L236 89ZM263 87H264V85H263ZM18 88V87H17ZM22 88H23V86H22ZM21 88V89H22ZM29 88V87H28ZM49 88V87H48ZM108 88H111V87H108ZM115 88H118V87H115ZM137 88H140V87H137ZM161 88V86L159 87V89ZM176 88H178V87H175L174 86V90H172V91H170V97L171 98H169V104H167V108L168 109H170L171 111H176V112H183L185 109H186V105H188V102L190 103V102H192V101H197V99H195V100H192V101H189L190 100V98H188V95H183L182 93L180 94V92L176 89ZM230 88V87H229ZM1 89H4V91H3V93L4 92H6V91H8V89H6V88H2L1 87ZM24 89L25 88H23V90H21L20 91V93L22 92V98L24 97H26V95L25 94H23V92L24 93H26L25 91H24ZM56 89V90H57ZM62 89V88H61ZM60 89V90H61ZM64 89V88H63ZM62 89V91H64ZM67 91H69L70 89L69 88H67V86H66V88H65ZM98 89H100L99 91H98ZM125 89V88H124ZM161 89H163V88H161ZM161 89L159 90V91H161ZM233 89V88H232ZM242 90L241 89V87H239L238 88V90ZM251 89V91H249L250 93L253 91ZM262 89V88H261ZM260 89V90H261ZM264 89V88H263ZM6 90V91H5ZM11 90H13V89H11ZM28 90V89H27ZM30 90V89H29ZM46 90V89H45ZM45 90H43V94H44V92H45ZM65 90V91H66ZM77 90V89H76ZM95 90V91H96ZM133 90V89H132ZM1 91V90H0ZM15 91H16V89H15ZM14 90H13V92L12 93H17V91L15 92ZM33 91L31 90V92L33 93ZM49 91V90H48ZM62 91H59L58 90V92L60 93V92H62ZM73 91V90H72ZM111 91V90H110ZM141 91V90H140ZM164 91V90H163ZM254 91H253V94H254ZM262 91H264V90H261V92ZM9 92V91H8ZM54 92V91H53ZM57 91L55 92V94L56 93H58ZM75 92V91H74ZM94 91H90V92H88L89 93V99H91V100H93V99H95L96 98V93H95V95H94V93H93ZM125 92V91H124ZM135 92V91H134ZM241 92V91H240ZM244 93H247V91L245 92V91H243ZM243 92H241V94L243 93ZM259 92V91H258ZM18 93H19V89H18ZM31 93V94H32ZM40 93V92H39ZM52 93V92H51ZM69 94L71 93L70 91L68 92ZM87 93V94H88ZM90 93H91V98H90ZM169 93V92H168ZM257 93V92H256ZM46 94V93H45ZM44 94V95H45ZM54 94V95H55ZM61 94V93H60ZM73 94V93H72ZM136 94L137 93H135V96H136ZM249 93H247L246 95H248ZM262 94H264V92L263 93H257V95L256 96H260V95H262ZM2 94H0V97H3V99L4 100H6L5 98H4V95H6V94H4V95H2ZM14 96L15 95H17V94H13ZM24 95V96H23ZM36 95V94H35ZM42 95V93L40 94V96ZM49 95H52V94H50V91H49V94H47L46 95V97L47 96H49ZM52 96V97H54L55 98V96ZM57 95V94H56ZM92 95H93V99H92ZM117 95V94H116ZM164 95H165V93H164ZM245 95V94H244ZM244 95H243V97H244ZM251 95V94H250ZM30 96V95H29ZM95 96V97H94ZM99 96V95H98ZM115 96V95H114ZM9 98V96H6V98ZM17 97V96H16ZM117 96H115V98H116ZM159 97V96H158ZM257 97V98H258ZM261 97V96H260ZM13 98V97H12ZM82 98V97H81ZM151 98V97H150ZM245 98V97H244ZM244 98H242V99H244ZM2 99V98H1ZM2 99V100H3ZM35 99V98H34ZM44 99V98H43ZM119 99V98H118ZM132 99H134L133 98V96H132ZM136 99V98H135ZM153 99V98H152ZM151 99V101H154L155 99H156V96H155V99L154 100H152ZM246 99V98H245ZM244 99V101L243 102H247L246 100ZM19 100V99H18ZM24 100V99H23ZM29 100H31V99H29ZM51 100V99H50ZM54 100L55 99H53L52 101V103H54ZM97 100H99V98H97V99H95L94 100V102L97 104L99 101H97ZM111 100H114V99H111ZM111 100H109V101H111ZM46 101H47V99H46ZM90 101V100H89ZM97 101V102H96ZM109 101H106V102H108L109 103ZM167 101V100H166ZM253 101V100H252ZM9 102V101H8ZM23 102V101H22ZM27 102V101H26ZM29 102V101H28ZM27 102V103H28ZM91 103H93V104H91V105H94V102H92V101H90ZM104 103H105V100L103 101ZM102 102V103H103ZM112 102V101H111ZM116 102V101H115ZM204 102H206V101H202V103H204ZM6 103H7V101H6ZM5 102H4V104H6ZM18 103V102H17ZM43 103V102H42ZM102 103H99V104H101V105H103ZM114 103V102H113ZM118 103V102H117ZM117 103H114V104H117ZM151 103H153V102H151ZM156 103V102H155ZM162 103V102H161ZM34 104V103H33ZM55 104H57L56 102H55ZM82 104V103H81ZM80 104V105H81ZM85 104V103H84ZM87 104V103H86ZM98 104V105H99ZM247 104V103H246ZM23 105V104H22ZM42 105V104H41ZM40 105V106H41ZM110 105V104H109ZM108 105V106H109ZM152 105V104H151ZM150 105V106H151ZM154 105H158V104H154ZM243 105H244V103H243ZM21 106V105H20ZM112 106H114L113 104H112ZM160 106H161V104H160ZM19 107V106H18ZM43 107V106H42ZM56 107V106H55ZM66 107V106H65ZM96 107V106H95ZM8 108V107H7ZM25 108V107H24ZM84 108V107H83ZM86 108V107H85ZM96 108H98V107H96ZM95 108V109H96ZM105 108V107H104ZM116 108H117V106H116ZM262 108H264V107H262ZM10 109V108H9ZM18 109V108H17ZM21 109V108H20ZM42 109V108H41ZM101 110H102V108H100ZM245 109H247V108H245ZM3 110V109H2ZM153 110H154V108H153ZM242 110V109H241ZM257 110H259L258 112H256L255 113V117L256 118H254V119H250L249 117H254L253 115H254V113L250 110V112H252L253 113V115L252 116H247V120H248V118L250 119V120H252V121H255L257 118H258V120L260 119H262V113L260 112V108L259 109H257ZM35 111V110H34ZM42 111V110H41ZM150 111V110H149ZM255 111H256V109H255ZM263 111H264V109H263ZM12 112V111H11ZM20 112V111H19ZM27 112V111H26ZM242 112V111H241ZM34 113V112H33ZM38 113V112H37ZM161 113V112H160ZM245 113H247V112H245ZM244 113V114H245ZM30 114V113H29ZM71 114V113H70ZM240 114H242V113H240ZM240 114H239V116H240ZM243 114V115H244ZM16 115H17V113H16ZM23 115H25V114H23ZM99 115H100V113H99ZM103 115V114H102ZM102 115H101V117H102ZM235 114H231V117L232 116H234ZM242 115V116H243ZM246 115H248V114H245V116ZM251 115V114H250ZM4 116V115H3ZM7 116V115H6ZM9 116H11V115H9ZM8 116V117H9ZM19 116V115H18ZM153 117H150L151 119H152V124L154 125V127H155V130H158L157 129V125H158V122L159 121H161V124L160 125H163L162 123H163V121H164V119L162 118H159V116H156V114L155 115H152ZM154 116H156L155 118H154ZM238 116V117H239ZM7 117V118H8ZM26 117V116H25ZM100 117V116H99ZM98 117V118H99ZM104 117V116H103ZM102 117V118H103ZM107 117V116H106ZM215 117V115L213 114V115H210V117H209V122H210V120H213L212 118H214ZM238 117H236L237 119H240V118H238ZM244 117V116H243ZM19 118V117H18ZM30 118H32L31 117V115H30V117H29V119ZM105 118V117H104ZM103 118V119H104ZM233 118V117H232ZM234 118H235V116H234ZM245 118V117H244ZM243 118V119H244ZM25 119V118H24ZM43 119V118H42ZM107 119H108V117H107ZM242 119V118H241ZM246 119V118H245ZM245 119L243 120V121H245ZM4 120V119H3ZM36 120V119H35ZM124 120V119H123ZM232 120H234V119H232ZM249 120V121H250ZM259 120V121H260ZM263 120V119H262ZM5 121H7V120H5ZM13 121V120H12ZM29 121V120H28ZM103 121V120H102ZM104 121H105V119H104ZM103 121V122H104ZM109 121V120H108ZM166 121V120H165ZM219 121H221V120H218V122ZM241 121V120H240ZM264 121V120H263ZM9 122V121H8ZM14 122V121H13ZM25 122H27V121H25ZM14 123H16V122H14ZM34 123V122H33ZM33 123H32V125H33ZM116 123H118V122H116ZM116 123H114V124H116ZM6 124H7V122H6ZM19 124V123H18ZM109 123H107V125H108ZM123 124H125V123H123ZM127 124V123H126ZM219 124V123H218ZM218 124H216V123H214V124H208V127L207 126H205L207 129V132H209L208 130H211V132H212V130H217L216 132L214 131L213 133H212V136L214 135L215 136V138H211V139H209L208 141H206V143H207V145H213V144H215V145H217V143H219V144H221L222 143V141L223 140H220L219 138L217 139V135H216V133L218 134V136H224L223 135V130L221 131V129L219 128V125ZM259 124H260V122H259ZM261 124H262V122H261ZM105 125V124H104ZM109 125H111V124H109ZM117 125V124H116ZM1 126H4V124L2 125V120H0V127ZM106 126V125H105ZM104 126V127H105ZM151 126V125H150ZM261 126V125H260ZM107 127V126H106ZM105 127V128H106ZM109 127V126H108ZM112 128H115V126L113 125V126H111ZM110 127V128H111ZM123 127V126H122ZM125 127H127L126 125H125ZM4 128V127H3ZM11 128V127H10ZM37 128V127H36ZM35 128V129H36ZM51 128V127H50ZM109 128V129H110ZM124 128V127H123ZM122 128V129H123ZM263 128V127H262ZM1 130H3L2 128H0ZM5 129H6V127H5ZM22 129V128H21ZM40 129V128H39ZM38 129V130H39ZM116 129V128H115ZM7 130H8V128H7ZM23 130V129H22ZM37 130V129H36ZM41 130V129H40ZM107 130V129H106ZM111 130V129H110ZM153 130V129H152ZM218 130H219V132H218ZM225 130V129H224ZM29 131V130H28ZM3 132V131H2ZM5 132V131H4ZM19 132V131H18ZM38 132L39 131H37V134H38ZM41 132V131H40ZM223 132V133H222ZM1 133V132H0ZM43 133V132H42ZM56 133V132H55ZM158 133V132H157ZM156 133V134H157ZM163 133V132H162ZM161 132L159 133V134H161L162 136H160L159 134H158V138H160V137H163L164 136V134H162ZM183 133V132H182ZM215 133V134H214ZM229 133V132H228ZM5 134V133H4ZM109 134H112V133H109ZM180 134H181V132H180ZM180 134H179V136H180ZM220 134V135H219ZM227 134V133H226ZM263 134V133H262ZM30 135V134H29ZM42 135H44V134H42ZM168 135H170V134H167V136ZM232 135V134H231ZM264 135V134H263ZM3 136V135H2ZM39 136V135H38ZM113 136V138H110L109 137V135H108V139H111V140H109V141H112L113 139H114V136H115V134L114 135H112ZM111 136V137H112ZM8 137V136H7ZM40 137V136H39ZM43 137V136H42ZM116 137V136H115ZM171 137V136H170ZM228 137V136H227ZM58 138V137H57ZM103 138V137H102ZM164 138V137H163ZM168 138H169V136H168ZM233 138V137H232ZM232 138L230 137L229 138V140L231 139L232 140ZM234 138H238V136L237 137H234ZM234 138H233V141H236V140H234ZM246 138V137H245ZM248 138H251V137H249L248 136ZM23 139V138H22ZM37 139H39V141H40V139H42V138H37ZM162 139V138H161ZM251 139H253V138H251ZM3 140H4V138H3ZM43 140V142H44V144L45 145H47L48 144V142L46 141L45 142V139H42ZM115 140H116V138H115ZM176 140H178V139H176ZM229 140H228V142H229ZM237 140H239V141H241L242 139L241 138H238ZM118 141V140H117ZM167 141H169L168 139H167ZM238 141V142H239ZM252 141V140H251ZM251 141H248V143L249 142H251ZM259 141V140H258ZM42 142V141H41ZM95 142H97V140H95ZM191 142H193V144L195 145V146H197V145H199V141H196V139H195V141L192 139L191 140ZM224 142H226V141H224ZM26 143V142H25ZM34 143H36V142H34ZM98 143H100V142H98ZM114 143V142H113ZM233 143V142H232ZM236 143V142H235ZM235 143H234V145H235ZM244 143H246L247 144V140H246V142H244ZM244 143H240V144H244ZM14 144V143H13ZM38 144V143H37ZM85 144V143H84ZM105 144H107V143H105ZM115 144H116V146H115V149H116V147H117V149H116V151L119 149V151L120 152H122V150H124V152H122V153H124V155H123V158L124 157H130V155L128 154V152H126V148L124 147V145H120L118 142H115ZM176 144H177V142H176ZM223 144V143H222ZM229 145L231 144V143H228ZM237 145L236 146H240V145H238V143H236ZM251 144V143H250ZM264 144V143H263ZM31 145V144H30ZM29 145V146H30ZM34 145H36V144H34ZM34 145L32 146V148L34 147ZM40 143L38 144V147H35V148H37V150L39 151L40 149H39V147H40ZM57 145H59V144H57ZM87 145V144H86ZM89 145V144H88ZM95 145V144H94ZM99 145H101V144H99ZM113 144H111V146H112ZM234 145L232 146L233 148H234ZM37 146V145H36ZM56 146V145H55ZM210 146V147H211ZM11 147V146H10ZM56 147H58V146H56ZM79 147V146H78ZM89 147V146H88ZM87 147V148H88ZM95 147H97L96 145H95ZM102 147H103V144H102ZM198 147V146H197ZM257 147V146H256ZM41 148V147H40ZM45 148H46V146H45ZM44 147H43V149H45ZM47 148H55V147H51V146H47ZM81 148V147H80ZM84 148V147H83ZM86 148V149H87ZM2 150H4V145H3V143H2V148H1ZM122 149V150H121ZM237 149V148H236ZM239 150H240V148H238ZM18 150V149H17ZM36 150V151H37ZM42 150V149H41ZM88 150V149H87ZM93 150V149H92ZM9 151H10V149H9ZM30 151V150H29ZM37 151V152H38ZM50 151H52V150H50ZM56 151V150H55ZM55 151H53V152H55ZM70 151V150H69ZM82 151H84V150H82ZM86 151V150H85ZM238 151V150H237ZM34 152H35V149H34ZM37 152H35V153H37ZM89 152V151H88ZM118 152V151H117ZM262 152V151H261ZM39 153H41V151H39ZM39 153H37V154H39ZM47 153V152H46ZM79 153V152H78ZM94 153V152H93ZM122 153H121V156H122ZM237 153V152H236ZM255 153V152H254ZM260 153V152H259ZM12 154V153H11ZM53 154V153H52ZM61 154V153H60ZM70 154V153H69ZM89 154V153H88ZM256 154V153H255ZM261 154H263V153H261ZM27 155V154H26ZM36 155V154H35ZM42 155V154H41ZM58 155V154H57ZM56 155V156H57ZM66 155H67V153H66ZM86 155V154H85ZM91 156H92V152H91V154H90ZM90 155H88V156H90ZM240 155V154H239ZM248 155V154H247ZM258 155H260V154H258ZM7 156V155H6ZM30 156V155H29ZM49 156H51V155H49ZM109 156V155H108ZM116 156V155H115ZM184 156V155H183ZM251 156V155H250ZM256 156H257V154H256ZM261 156V155H260ZM4 157V156H3ZM17 157H19V156H17ZM24 157V156H23ZM72 157V156H71ZM189 157H192V159H195V158H199L198 157V155H196V151H192L191 153H190V155H189ZM188 156H184V157H177V158H174V157H168L167 159H165V160H163V159H159V161H158V163L156 164V169H155V171H153V170H151L150 172H147V175H146V179L145 180H143V181H141L140 180V184H137V185H135L136 186V189H132V188H128L129 190H128V192H136V190L138 189V188H141L142 187V185L144 184V182H147V181H153V180H156L157 178H167V179H169V174H170V172L172 171V167L173 166H179V167H182L183 165H184V163L185 162H187L188 160V158H189ZM252 157L254 158V154L252 155ZM251 157V158H252ZM64 158V157H63ZM62 158V160H64ZM114 160H119L120 158H114V155H113V157H112ZM256 158V157H255ZM54 159V158H53ZM56 159V158H55ZM54 159V161H57V160H55ZM58 159V158H57ZM61 159V158H60ZM66 159L67 158H65V161H66ZM113 159H111V160H113ZM263 159V158H262ZM3 160V159H2ZM38 160H40V159H38ZM37 160V162L39 163L40 161H38ZM257 160H258V156H257ZM260 160V159H259ZM42 161V160H41ZM43 161H45V160H43ZM42 161V162H43ZM60 161V160H59ZM34 162H36V161H34ZM48 162V161H47ZM85 162V161H84ZM83 162V163H84ZM5 163V162H4ZM38 163H36L38 166H39V168H40V172H38V173H36V174H34V177H29V178H27L26 179V177H23V175L21 176V175H19L17 172H15V173H13L12 172V169L10 168V167H8V169H6L7 171H6V174L5 175H7V176H5V180L2 182V178L0 179V208L1 209H3V210H7L8 212H11L12 211V209H13V206H14V208L15 207H17V205H22V204H27V203H30L31 201H33V200H38V198L39 199H42L43 197H45V198H47L48 197V200H49V198H50V201H52V202H48L47 204H46V206H48V207H46L47 209H49L50 208V203H52V204H56L57 202L58 203H61V205H67V204H65V202L66 201H68V202H71V203H75L76 205H75V207H78V198H90L91 197V193L93 192V189H94V187H101V188H103V189H105V188H107L108 187V192H107V194H106V197H107V200L108 201H110L109 203H107L106 205L107 206H109L108 204H111V203H113L114 201H117L118 199V192H116V189H114V188H112V187H115V185H114V181H116L118 178H116V173L114 172V170H116V164L113 166V169L110 171V172H112V174H108L106 177H102V178H97V179H94V180H91V178H89V176H88V179H90V180H80V179H78L77 177H76V179L77 180H74V179H72V181L73 182H70V181H68V177H66L67 175V173L66 172H63V171H61L62 170V168H63V166H62V168H61V170H59L58 168V170L57 169H54V167H52L50 164H49V166H51L50 168H48L49 166L47 165V169H49V170H47V171H45L44 170V168L46 167V165H45V167H43L42 165H44L43 163H42V165L41 164H38ZM45 163H46V161H45ZM61 164H62V161L60 162ZM67 163V162H66ZM65 163V164H66ZM82 163V164H83ZM111 163V162H110ZM34 164V163H33ZM47 164V163H46ZM75 164V163H74ZM73 164V165H74ZM77 164V163H76ZM76 164H75V166H76ZM57 165H58V163H57ZM64 165V164H63ZM37 166V167H38ZM55 166H56V164H55ZM59 166H60V164H59ZM66 166V165H65ZM154 166V165H153ZM37 167L35 168V166L33 167L32 166V168H35L36 170H37ZM71 167H72V165H71ZM31 168V169H32ZM67 168V167H66ZM75 168V167H74ZM35 169H34V171H35ZM66 169H65V167H64V171H65ZM71 170V169H70ZM108 170V168H106V171ZM29 171V170H28ZM212 171V170H211ZM30 172V171H29ZM70 173H71V171H70ZM70 176V175H69ZM71 176H73V175H71ZM92 176V175H91ZM109 176H111V177H109ZM193 176V175H192ZM113 177V178H112ZM139 177V175H137V178ZM143 177V176H142ZM80 178V177H79ZM82 179H84L83 177H81ZM94 178V177H93ZM96 178V177H95ZM191 180V179H190ZM190 180H186L187 182H190ZM181 180H178V179H176V180H174V184H173V186H175L174 188H170V190L166 193V195H167V197H168V199H169V202H167L166 201V199L165 198H160V196L158 197H156L157 198V200L159 199V200H161L162 201V204H163V206L165 207L166 206V209H168L166 212L164 211V209H163V207L162 206H160L159 204H157L156 202H154L155 201V198H154V201H152V200H149V203L147 204V205H145L144 206V208L141 210V212H139V215H137L135 218H133V219H131V220H128V221H126V223H124L123 224V228H124V230L120 233V234H118V236H117V241H115L114 242V240L113 239H110V238H108V237H99L101 240H105V242L104 243H98V242H96V239H97V237L95 236L96 235V233L94 232V230H93V228L92 227H87V228H84V229H82V228H80L81 230H80V232H78L76 235L78 236L80 233H82V232H84L85 231V234L84 235H86V237H89L91 240H92V242L94 243V241L96 242V243H98V244H102V246L101 247H105L106 248V246L108 247V248H113V247H117V249H118V253L120 252H123V248L124 249H126V248H128V247H132V246H136V245H138V244H141V245H143L145 242H147L148 241V239H151V237H152V235L153 234H155V233H159V232H168V231H171L170 233H177V232H179L182 228H184L185 227V218H184V213L182 212V210H184V209H186V207H187V204L186 203H191L192 204V206H196V205H199L200 203H202L201 202V198L202 197H204L206 194H207V192H208V187L207 188H205V182H203V181H200L199 182V184H198V182L196 181L195 183H197L198 184V187H194L193 189H186V191H182L180 188L179 189H177L176 187L177 186H180V184H181ZM235 182V181H234ZM29 183V185H37L39 188L37 189H34L33 187H31V188H33V189H30V187H29V189H27V184ZM183 183V182H182ZM223 183V182H222ZM238 182H236L235 184H237ZM240 183V182H239ZM238 183V184H239ZM39 184V185H38ZM71 184V185H70ZM230 184V183H229ZM234 184V183H233ZM233 184H231V185H233ZM26 185V186H25ZM219 185V184H218ZM224 186H225V184H223ZM231 185L229 186L230 188H231ZM239 185H241V184H239ZM23 186H25L26 187V189L25 188H23ZM207 186V185H206ZM227 186V189L229 188L228 187V184L226 185ZM226 186L224 187L225 189H226ZM238 186V185H237ZM233 187V186H232ZM239 187V186H238ZM237 187V188H238ZM175 189H177V190H175ZM232 189V188H231ZM235 189H236V186H235ZM188 190V191H187ZM222 190H224L223 189V187H222ZM221 191V190H220ZM213 192V191H212ZM209 193H211V192H209ZM134 195V194H133ZM55 197H56V199H55ZM79 199V200H80ZM42 200H44V199H42ZM75 200V201H74ZM77 200V201H76ZM87 200V199H86ZM85 200V201H86ZM189 200V201H188ZM30 201V202H29ZM39 201H41V200H38V202ZM56 201V202H55ZM35 202V201H34ZM164 202H165V205H164ZM37 203V202H36ZM58 203H57V205H54V207L53 208H51V209H49V210H52V211H50V214L51 215H53V214H59L58 212L61 210V208H60V206H58ZM83 203V202H82ZM81 203V204H82ZM214 203H218V200H215V202ZM9 204H11V205H9ZM31 204V203H30ZM182 204V205H181ZM16 205V206H15ZM35 205V204H34ZM38 205V204H37ZM68 205H72V204H68ZM213 205H217V204H213ZM115 206H117V205H115ZM87 207V206H86ZM191 207V206H190ZM190 207H188L187 209H189ZM244 208V207H243ZM70 209V208H69ZM42 210H43V208H42ZM79 210V209H78ZM15 211L16 212H18V213H20V212H22V210L21 209H16L15 208ZM69 211V210H68ZM34 212H36V211H34ZM76 213V212H75ZM189 213V212H188ZM249 213V212H248ZM61 215L63 214V212H62V210H61V213H60ZM60 214L59 215H55V216H52V217H54V218H57V217H59L60 216ZM250 214V213H249ZM247 215V214H246ZM250 215H252V214H250ZM262 222H264L263 221V219H260V223H262ZM70 223V222H69ZM71 224V223H70ZM80 224V223H79ZM247 224H249V223H247ZM29 222L26 220V219H21V217H16L15 219H14V227H15V229H18L17 231H16V233H15V235L14 236H12L11 235V239H15V237H19L18 238V240L20 241V242H23L24 240H25V237L27 236V232H29ZM75 225H76V223H75ZM245 226H248V225H245ZM66 227V226H65ZM249 227L250 226H248V227H238V225H235V226H232L231 228H230V232L232 233V232H235L236 231V229H238L239 231H241L244 235L245 234H247L248 232H249ZM68 229L70 230V231H72L73 229H76L75 230V232H77V229H78V226L75 228V226L73 225H71L70 226V228L68 227ZM258 229V228H257ZM256 230V229H255ZM263 231V230H262ZM69 232V231H68ZM27 233V234H26ZM236 233V232H235ZM258 233V232H257ZM261 233V232H260ZM54 234V233H53ZM73 235V234H72ZM102 235V234H101ZM100 235V236H101ZM255 235H256V233H255ZM260 235V234H259ZM258 235V236H259ZM246 236V235H245ZM248 236V235H247ZM246 236V237H247ZM250 236V235H249ZM80 237H82V236H80ZM244 237V236H243ZM256 237V236H255ZM254 237V238H255ZM261 237V236H260ZM82 238H85V237H82ZM249 238H251V240H252V236H250ZM262 239V238H261ZM88 240V239H87ZM258 240H260V238H258ZM257 240V241H258ZM114 242V243H113ZM254 243L256 242V241H253ZM259 242V241H258ZM261 242H262V240H261ZM4 242L3 241H1V244H3ZM26 242L24 241V243L22 244V246H25V245H27V244H25ZM248 243H252L251 241L250 242H248ZM257 243V242H256ZM259 244V243H258ZM264 244V243H263ZM252 245H254L253 243H252ZM95 246V245H94ZM257 246V245H256ZM96 247V246H95ZM254 247H255V245H254ZM29 246H26L25 248H24V250H20V253H16V252H11L10 250H8V249H6V251L5 250H3L2 252H0V261H4L5 259V257H7V256H10V255H12V256H15V254L17 255V256H19V257H22V254L23 255H27V257H29V255L28 254H26L27 252H28V250H29ZM235 249V248H234ZM182 250V249H181ZM226 250H228V249H226ZM230 250V249H229ZM236 250V249H235ZM223 251H225V250H223ZM237 251H238V249H237ZM102 252V251H101ZM233 252V251H232ZM238 252H240V249H239V251ZM50 253H51V256H53L54 255V253H57V251H55V252H52V251H50ZM187 253V252H186ZM219 253V252H218ZM225 253H226V251H225ZM234 253V252H233ZM227 254V253H226ZM47 255V254H46ZM215 255V254H214ZM55 256V255H54ZM175 257L177 256V255H174ZM228 256V255H227ZM227 256L225 257V258H227ZM178 257H179V255H178ZM207 259V261L209 260L207 257H206V255H204L203 253H192V252H188L185 256H183V257H180V258H172V259H169L165 264H199V262L201 261V262H203V261H205V258ZM221 257H222V255H221ZM219 258V257H218ZM223 258V257H222ZM221 258V259H222ZM26 259H28V258H26ZM33 259H36V258H33ZM47 259H49V258H47ZM57 259V258H56ZM9 261V260H8ZM15 261H17V260H15ZM50 261H52V260H48V263H50V264H52L54 261H52V263L50 262ZM57 261V260H56ZM10 262V261H9ZM21 262V261H20ZM22 262H23V260H22ZM26 262V261H25ZM24 262V263H25ZM29 262V261H28ZM11 263V262H10ZM9 263V264H10ZM16 262H14V264H15ZM18 264H19V261L17 262ZM47 263V264H48ZM56 263V262H55ZM224 263H225V261H224ZM8 264V263H7ZM11 264H13V263H11ZM29 264V263H28ZM120 264V263H119ZM160 264H164V263H160ZM201 264H204V263H201Z\"/></svg>","mask_w":264,"mask_h":264},{"label":"crops","instance_id":"obj_3","mask_svg":"<svg viewBox=\"0 0 264 264\" xmlns=\"http://www.w3.org/2000/svg\"><path fill=\"white\" fill-rule=\"evenodd\" d=\"M44 1L45 0H31V2L29 4H30V7H32V6L36 5V4H38L40 2H44ZM53 3L55 4V7H54L53 10H55L54 12H57L56 14H58V15H61V14L65 15L66 14L67 6H62L60 0L59 1L55 0ZM0 11H3L5 15H8V16L11 17L10 13H8V11H5L4 8L0 9ZM13 18H15L17 20L16 17H13Z\"/></svg>","mask_w":264,"mask_h":264}]
</instances>
